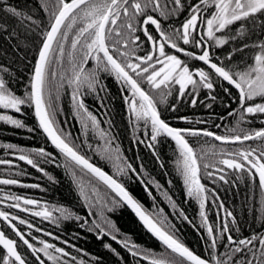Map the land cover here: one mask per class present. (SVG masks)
Here are the masks:
<instances>
[{
	"label": "snow or ice",
	"instance_id": "obj_1",
	"mask_svg": "<svg viewBox=\"0 0 264 264\" xmlns=\"http://www.w3.org/2000/svg\"><path fill=\"white\" fill-rule=\"evenodd\" d=\"M37 5L33 11L18 8L10 0H0V17H3L0 19V33L12 39L17 36L16 26H19L26 34L38 37L35 61L23 95H18L12 87L10 68L0 64V122L25 128L21 119L7 112L22 113L23 106L34 108L38 127L66 158L64 166L69 169L75 166L86 171L119 197V200L111 201L112 207L103 198L93 203L85 194L83 185H79L85 201L96 208L95 213H89L95 215L96 219L91 222L88 231L95 232L98 239L109 236L133 258H138L137 264L140 260L147 261V264H264V234L253 233L243 238L234 236L233 233H239L240 227L233 211L225 207L215 189H209L202 183L206 177L213 185L218 182L234 185L235 180L246 176L259 189L257 219L264 224V127H240L241 124H250V118L264 116V42L253 45L257 50L252 55L251 63H246L243 68L227 65L218 57L214 60L209 50L213 44L223 46L238 36L243 37L247 24L256 25L260 21L264 26V0H195L191 3L188 0H37ZM40 10L47 13V23L36 18V12ZM183 13L187 15L178 27L172 24L164 26V21L178 18ZM9 19L14 22L11 26L7 23ZM237 22H240V26L235 34H231V26ZM248 47V44H244L233 51H243ZM196 49H199L198 53ZM232 55L230 53L227 57L229 61ZM198 62H202L203 66ZM106 77H113L120 85L130 121L137 126L142 123L148 130L146 135L149 142L146 146L153 149L154 155L155 145L161 138H170L175 142L179 153L177 172L183 179L187 196L198 203L201 227L206 230L204 242L207 244V255L201 256L186 246L176 235L175 226L166 219L148 214L123 183L81 153L80 147L69 140L71 133L57 127L59 101L61 94L65 93L70 96L85 134L93 130L105 138L108 147L104 149V158L113 160L110 133L101 128L100 121L85 103V98L94 94L101 106H105L104 96L100 93L107 94V87L103 83ZM218 80L230 86L224 88L228 95H231V89L238 93V109L228 113L238 118L237 126L228 128L227 134L219 135L207 129L173 127L162 118L161 105L171 111L177 110L175 104L168 102V97L174 91L178 93V98L192 96L191 104L195 106L198 92L207 89L208 99L214 102L216 96L211 93ZM207 106L211 107V104ZM27 130L35 131L33 128ZM188 137H211L221 145L242 146L245 141L259 143L255 147L238 146L232 150L211 145L207 150L202 148L198 155ZM138 142L145 143L139 138ZM5 147L12 149L16 146L8 144ZM19 151L18 159L40 172H44L41 163L55 161L53 154L44 148L31 149L30 153L24 149ZM120 159L117 148L115 160ZM11 163L10 160L0 159V165ZM135 171L131 163L117 166L120 175L127 176ZM44 174L47 175L46 172ZM18 175H23V172ZM73 175L76 173L73 172ZM48 178L52 179L50 176ZM19 183L11 177L0 179V185ZM21 186L39 187L38 184ZM98 191L93 186L92 195L95 196ZM148 194L151 196V192ZM3 201H12L7 204L8 209L41 217L57 227L64 221L82 219L69 208L41 205L38 200L21 195L7 193L0 203ZM121 202L132 209L147 230L164 246V251L156 253L118 238L119 229L106 213L114 211ZM209 203L216 206L218 215L219 210L223 211L219 234L206 213ZM173 207H176L175 203ZM36 208L39 210H34ZM178 216L189 221L182 210ZM0 221L3 222L0 227V264H85L66 247L34 235L32 230L53 240L60 239L28 219L0 210ZM88 224V220L83 219L80 227ZM20 226H26L29 231L25 232ZM62 242L75 249V245L67 240ZM104 246L123 261L124 258L110 244ZM221 247L225 251L218 254ZM22 249H26L32 259L23 254Z\"/></svg>",
	"mask_w": 264,
	"mask_h": 264
},
{
	"label": "trees",
	"instance_id": "obj_2",
	"mask_svg": "<svg viewBox=\"0 0 264 264\" xmlns=\"http://www.w3.org/2000/svg\"><path fill=\"white\" fill-rule=\"evenodd\" d=\"M188 1L190 3L195 2V0ZM10 2L21 9L35 11L38 7L37 0H10ZM36 18L47 23V13L42 10L36 12ZM0 19H3V17H0ZM7 23L10 26L14 24L10 19ZM239 26L240 22L231 26V34H234ZM16 31L17 36L12 39H7L4 33H0V64L10 68L13 74L12 87L18 95H23L27 90L32 64L35 61L38 37L34 34H26L24 29L19 28V26H16ZM261 42H264V26H261V22L257 21L256 25H246L243 37L238 36L235 40H230L228 44L222 46L225 52L224 57L218 51L215 52V56L227 65H237L243 68L246 63H251L252 55L257 50L253 45ZM244 44H248L249 47L243 51H233L241 48ZM230 53L233 54L231 61L227 59ZM103 83L107 87V94L100 93V95L104 96L103 104L105 106H101L94 94L88 95L85 98V103L89 111L100 121L101 128L110 133L113 160L104 158V149L108 147L105 138H102L93 130H89L85 134L75 115L70 96L65 93L61 94L59 101V112L56 117L57 127L71 133L69 140L80 147L81 153L123 183L148 214L154 217L159 215L161 218L166 219L169 224L175 226L176 235L186 246L201 256L207 255V244L204 242L206 230L201 227L202 221L199 216L198 203L187 196L183 179L177 172L176 160L179 153L175 142L170 138H161L159 143L155 145L156 155H154L153 149L146 146L149 142L148 135H146L148 130L142 126V123L137 126L134 121H130L118 82L113 77H106ZM226 102L227 100L220 105L213 103L211 107L207 106V108H202L200 105L186 108L189 112L216 113L220 119L223 115H226L223 121H217L216 117L212 116L213 118L207 119L206 122L194 121L191 126L209 129L219 135L227 134L228 128L237 126L238 118L227 115L233 110L232 98L229 99L230 107L226 106ZM7 114L21 119L26 127L15 128L0 122V159L12 161L10 165H0V178L11 177L20 182L18 185H0V189H2L0 194L11 192L16 195L28 196L40 200L43 205L69 208L75 215L81 217V221H64L59 227L50 221L45 222L46 232H52L60 239L53 240L48 236H45L44 239H47L50 243H55L57 246L66 247V250L76 255L78 259L84 260L85 264H137L138 258H133L126 249L112 241L109 236L98 239L95 232L93 234V232L88 231L91 222L96 219L95 215H89V213H95L96 208L90 207L89 203L85 201L81 195L79 185H83L85 194L89 196L93 203L97 199L103 198L109 207H112L111 201L114 199L119 200V197H116L115 193L107 189L105 185L86 171H81L75 166L71 169L64 166L66 158L49 142L42 129L38 127L34 108L23 106L22 113L8 111ZM250 119L252 121L250 124H241L240 127L246 129L264 127V123H261L264 116L257 115L255 118ZM216 125H220V127L218 128ZM28 128H33L35 131L30 132L27 130ZM138 138L143 139L145 143H139ZM257 143L259 141L244 142V144ZM8 144L16 147L8 149L5 147ZM191 144L199 155L202 148L207 150L211 145H219L220 142L213 140L211 137H194ZM39 148H44L55 157L54 162L40 164L47 175L28 165L25 161L18 159L19 149H24L25 152L30 153L31 149ZM117 148L121 157L119 161L115 160ZM127 163H131L136 171L129 172L127 176L118 174L117 166L126 165ZM20 172H23V175H18ZM73 172L76 175H73ZM49 176L52 177L51 180L48 178ZM202 183L206 184L209 189H215L223 200L225 189L234 192L233 195L240 192L239 196L234 195L232 197V194H230L229 199H226L228 209L233 211V205L236 202L235 205L239 211L240 209L249 210L251 196L248 192H251V190L245 188L244 185L240 187L236 184H229L224 189L222 182L213 185L206 177L202 179ZM22 184H38L39 187H22ZM93 186L99 190L95 196L92 195ZM256 190L259 191L258 188ZM149 192H151V196H149ZM169 197H171V200H169ZM209 199L211 200V197ZM173 203L176 205L175 208ZM2 208L5 207L2 206ZM181 210L189 217L191 223L178 216V212ZM206 213L209 216V222L217 227V234H219L218 209L215 205L209 203L206 205ZM56 214L54 213V215ZM106 214L119 229L118 238L127 239L156 253L164 251V246L142 226L137 217L123 202L116 206L114 211ZM83 219H87L89 224L81 228L80 224ZM33 223L35 224L34 221ZM244 234H248V232L240 230L239 233H233L234 236L241 238ZM64 240H67L71 245H75V249L64 245L62 242ZM106 243L120 253V256L124 258L123 261L108 248H105ZM76 249L82 251L77 252ZM224 251L225 249L221 247L218 254ZM29 259H32L31 256ZM139 264H147V261L140 260Z\"/></svg>",
	"mask_w": 264,
	"mask_h": 264
},
{
	"label": "flooded vegetation",
	"instance_id": "obj_3",
	"mask_svg": "<svg viewBox=\"0 0 264 264\" xmlns=\"http://www.w3.org/2000/svg\"><path fill=\"white\" fill-rule=\"evenodd\" d=\"M155 15L158 16V13H156ZM185 15H187V13L181 14L178 18L177 17H174L171 20L164 21V26L165 27H168L169 24H172V25L178 27L179 24H180V22L184 19ZM217 35H220V33H217ZM209 50H210V53L212 54V56H213L214 59L216 58V56H215V52L216 51H218L219 53L221 52L223 57L225 55L224 48L222 46H215L213 44L210 47ZM195 51L198 53L199 52V49H196ZM140 54H142V53H140ZM198 63L200 64V66H203L202 65V62H198ZM204 67H206V66H204ZM176 87L178 88V85ZM225 87H230L227 84V82H224L222 80H218L217 81L215 90H214V92L211 93L212 95H215L216 96V100L214 102L211 101L210 99H208L209 90H207V89H201L198 92V95L196 96V99H197L196 105H200L202 108L203 107L207 108V105L208 104L218 103L220 105V104H223V101L227 100L226 106L230 107L229 99L232 98L233 110L234 109H237L238 108V101L236 99L237 96H238L237 90L231 89V95H228L227 93L224 92V88ZM121 94H122V92H121ZM122 96H123V94H122ZM192 98L193 97L190 96V95H186L183 98H178V93H176L174 91L173 94L168 97V102H169V104H175L177 110L176 111H171V110L168 109L167 106L161 105L160 106V110L162 112V118L165 119L173 127H178V128H194V129H203V128H196V127L191 126V125H193L192 123L194 121L206 122L207 119L213 118V117H216V120L217 121H219V120L223 121L226 118V115H223V117H221V119H220L219 115L216 114V113L215 114H208V112H201V113H198V112H189L188 110H186V108L189 109V108H191V106H193L191 104ZM123 102H124V100H123ZM124 104H125V102H124ZM125 109L128 112V106H127V104H125ZM233 117L235 118V116H233ZM182 118H185V119H182ZM207 130H209V129H207ZM209 131H211V130H209ZM188 139H189V142L191 144V142L194 139V137H188ZM248 145H251L253 147L256 146V144H244L242 146H240V145H221V144H219L217 146L218 147H226L229 150H232V149H234V148H236L238 146L239 147H246ZM232 179L235 180V176H233ZM235 184L238 185V186H240V187L242 185H244L245 188H249L251 190V192H248L249 195L251 196L250 197L251 202H250L249 210L244 211V210H241L240 209V211H239V209L236 208V205H235L236 202L233 205V213H234V216L236 217V219L238 221L240 230H243V231H247L248 232V234H244V236L242 235V238L243 237H248V236L252 235L253 233L264 234V224H262L257 219L258 209H259L260 192L256 190V186L253 185L251 183V181H249L246 176L243 179H241V180H235ZM222 186L225 189L226 185H224L222 183ZM233 193L234 192L227 191L226 189L224 191L223 197H224V200L225 201L222 198H221V200H223L226 208H228L227 203H226V199H229V195L232 194V197H234V195L239 196V194H240V192H236L234 195H233ZM5 194H7V193H5ZM5 194H3V195L0 194V199H2ZM14 195H16V194H14ZM25 197H28V196H25ZM29 198H31V197H29ZM38 201L40 202L41 205H43V202H41L40 200H38ZM8 203H12V201H3V203H0V210L10 211L12 213H16V214L20 215L21 217H24V218L28 219L31 222L34 221L35 222V225L37 227H40L44 231H46V224H45V222H47V221H44L41 217H32L29 213L19 212L18 209H8L7 208V204ZM2 206L5 207V208H2ZM34 210H39V209L36 208ZM222 216H223V211L222 210H219V215H218V230H220V217H222ZM247 217H249L248 220H247ZM2 226H3V222L0 221V227H2ZM20 227L25 232L29 231L26 228V226H20ZM32 231H33V234L34 235H36V236L44 239L45 236L43 235V233H37L34 230H32ZM93 234H94V232H93ZM13 238H15L14 235H13ZM45 240H47V239H45ZM37 246H39V245L37 244ZM257 247H258V245H257ZM22 251H23V254L29 255V253L27 252L26 249H22ZM29 258H30V255H29Z\"/></svg>",
	"mask_w": 264,
	"mask_h": 264
},
{
	"label": "water",
	"instance_id": "obj_4",
	"mask_svg": "<svg viewBox=\"0 0 264 264\" xmlns=\"http://www.w3.org/2000/svg\"><path fill=\"white\" fill-rule=\"evenodd\" d=\"M46 136V135H45ZM50 142V141H49ZM51 143V142H50ZM54 146V145H53ZM58 150V149H57ZM59 151V150H58ZM92 162V161H91ZM93 163V162H92ZM95 164V163H94ZM96 165V164H95ZM96 166H98V165H96ZM99 167V166H98ZM101 168V167H100ZM102 170H104L103 168H101ZM105 171V170H104ZM105 172H107V171H105ZM108 173V172H107ZM109 174V173H108ZM109 175H111V174H109ZM115 178V177H114ZM0 179H3V178H0ZM126 188V187H125ZM127 189V188H126ZM128 190V189H127ZM130 193V192H129ZM131 194V193H130ZM132 195V194H131ZM135 199V198H134ZM126 205V204H125ZM127 206V205H126ZM128 207V206H127ZM130 210H131V212L136 216V214L132 211V209L130 208V207H128ZM144 209V208H143ZM145 210V209H144ZM137 217V216H136ZM137 219L140 221V223L142 224V226L147 230V228L144 226V224H143V222L139 219V217H137ZM148 231V230H147ZM149 232V231H148ZM150 233V232H149ZM151 234V233H150ZM152 235V234H151ZM153 236V235H152ZM154 237V236H153ZM155 238V237H154ZM156 239V238H155ZM159 241V240H158ZM160 242V241H159Z\"/></svg>",
	"mask_w": 264,
	"mask_h": 264
},
{
	"label": "bare ground",
	"instance_id": "obj_5",
	"mask_svg": "<svg viewBox=\"0 0 264 264\" xmlns=\"http://www.w3.org/2000/svg\"><path fill=\"white\" fill-rule=\"evenodd\" d=\"M174 142V141H173ZM157 240V239H156Z\"/></svg>",
	"mask_w": 264,
	"mask_h": 264
}]
</instances>
